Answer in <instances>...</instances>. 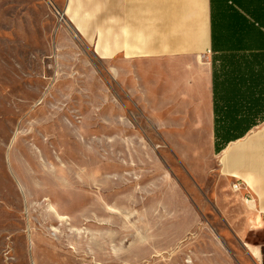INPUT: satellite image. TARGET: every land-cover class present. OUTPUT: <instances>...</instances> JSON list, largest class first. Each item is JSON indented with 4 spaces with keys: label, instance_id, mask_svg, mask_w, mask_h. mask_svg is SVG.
Wrapping results in <instances>:
<instances>
[{
    "label": "rangeland",
    "instance_id": "obj_1",
    "mask_svg": "<svg viewBox=\"0 0 264 264\" xmlns=\"http://www.w3.org/2000/svg\"><path fill=\"white\" fill-rule=\"evenodd\" d=\"M108 6L0 0V264H254L109 59Z\"/></svg>",
    "mask_w": 264,
    "mask_h": 264
},
{
    "label": "crops",
    "instance_id": "obj_2",
    "mask_svg": "<svg viewBox=\"0 0 264 264\" xmlns=\"http://www.w3.org/2000/svg\"><path fill=\"white\" fill-rule=\"evenodd\" d=\"M110 2L109 59L124 63L126 87L131 63L133 92L158 111L197 195L233 216L263 264L248 232L264 229V0Z\"/></svg>",
    "mask_w": 264,
    "mask_h": 264
},
{
    "label": "trees",
    "instance_id": "obj_3",
    "mask_svg": "<svg viewBox=\"0 0 264 264\" xmlns=\"http://www.w3.org/2000/svg\"><path fill=\"white\" fill-rule=\"evenodd\" d=\"M227 138H228V137H224V138H223V137H219V136L216 137V141H217V147H216V148H217V151L220 150V149L223 147V146L221 145V143H222V142H225Z\"/></svg>",
    "mask_w": 264,
    "mask_h": 264
},
{
    "label": "built area",
    "instance_id": "obj_4",
    "mask_svg": "<svg viewBox=\"0 0 264 264\" xmlns=\"http://www.w3.org/2000/svg\"><path fill=\"white\" fill-rule=\"evenodd\" d=\"M233 187H234L235 189H238V188L240 187V183H234V184H233Z\"/></svg>",
    "mask_w": 264,
    "mask_h": 264
}]
</instances>
